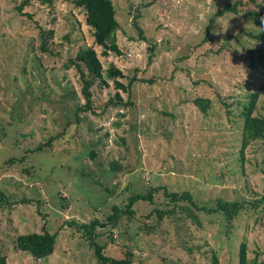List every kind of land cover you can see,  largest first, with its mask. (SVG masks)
<instances>
[{
	"label": "rangeland",
	"instance_id": "1",
	"mask_svg": "<svg viewBox=\"0 0 264 264\" xmlns=\"http://www.w3.org/2000/svg\"><path fill=\"white\" fill-rule=\"evenodd\" d=\"M22 1L0 0V188L12 206L0 208V254L7 264H99L84 231L66 222L102 223L130 191H190L207 204L264 197V141L241 148L242 108L253 93L254 114L264 115L263 17L242 14L257 5L264 10V0H110L121 54L99 59L104 70H120L122 84L136 82L130 96L117 91L125 107L80 112L78 119L74 109L85 102L79 75L64 64L80 46H92L85 13L71 0H29V19L16 10ZM236 1L247 10L216 18L205 41L213 14ZM32 20L54 30L51 53L39 50ZM104 77L107 83L92 90L96 112L116 92ZM195 96L211 100L207 116L192 104ZM54 136L52 146L30 151ZM153 201L163 204L164 193L154 192ZM151 207L139 201L137 222L97 227L106 256L128 247L135 264H210L217 251L219 264H238L245 240L248 264L255 257L264 264V200L242 211L229 240L218 236L216 223L158 225L143 218ZM43 228L57 235L51 255L34 259L16 249L18 235Z\"/></svg>",
	"mask_w": 264,
	"mask_h": 264
},
{
	"label": "trees",
	"instance_id": "2",
	"mask_svg": "<svg viewBox=\"0 0 264 264\" xmlns=\"http://www.w3.org/2000/svg\"><path fill=\"white\" fill-rule=\"evenodd\" d=\"M44 3L47 2L51 4V0H42ZM255 3L254 0H250ZM74 7L82 9L85 13V25L89 28L91 36L93 38L92 46L90 47H79V49L74 54L73 58H68L67 62L64 64V68L69 70L74 68L79 75V81L81 83V95L84 99V104L81 108L74 109L76 111V119L80 112H86L91 115H101L104 113L108 107H118L124 106L123 100L118 94V90H121L130 96L133 84L136 82L135 78H131L127 85L122 84L118 77H122L120 70H117L113 66H109L106 70L103 69L100 62L99 56L107 57L110 53L120 55L121 51L117 45L116 32L119 29V24L115 17V10L113 4L110 0H71ZM247 3L242 1H236L233 4H226L222 8L218 9L213 17L208 22L206 27V37L209 35V31L213 26L215 19L225 15L226 13L239 14V12L247 10L243 9ZM29 5V0H24L20 5L16 6V10L21 15L32 19L30 13L24 12V7ZM243 17H256L260 16L264 18V10L257 5L255 10L247 11L242 14ZM35 24L36 29H38L37 36L40 37L39 50L44 54L51 53L47 49V40L53 36V29H44L39 23L32 20ZM249 35V34H248ZM264 35V34H263ZM261 35L260 38L263 36ZM258 38V36H256ZM101 48L100 53H98L95 47ZM150 51L153 49L149 48ZM263 58L260 56V62ZM263 63V62H262ZM105 71V72H104ZM106 75L113 79V84L116 88L115 94L108 98V100L102 104V110L96 112L95 101L93 100V88L95 84L99 87L104 85ZM139 81V80H137ZM107 85V84H106ZM257 101V93L250 95L248 103L242 108V128H241V148L245 149L251 142L258 140L264 141V115L254 114ZM192 104L202 113V115L207 116L211 108V100L203 96H195L191 100ZM78 121V120H77ZM68 127V125H65ZM64 135V133H63ZM58 133L57 136H63ZM54 136L49 138L45 144L39 145L31 152L41 151L45 145L52 146V140L58 138ZM91 156L93 154L91 153ZM14 158L6 161V164L11 163ZM20 161L24 160L19 159ZM162 191L164 193V203L156 206L153 201V193ZM264 197L256 201H229L226 199L218 198L210 203L200 202L196 196H194L190 191L173 192L165 188L150 187L148 191H142L140 193H134L130 191L127 199L119 205H113L111 208V214L106 215L103 222H99L97 218L91 220L89 223L77 224L75 221L70 220L66 222L69 226H75L78 231L83 232V239L88 241L89 247L93 250V254L99 264H135L134 254L130 248H126L127 251H121L116 257L106 256L104 254L105 245L98 242L97 227L105 228L110 226L113 229H117L123 219L129 222H137L136 210L134 209V204L139 201H143L148 204L151 209L148 211L143 218L150 219L154 217L157 224L161 223L167 219L169 223L178 224L181 220L192 219L199 224L216 223L219 227L218 236L224 234V237L229 240L231 229L233 228L234 221L240 217L242 211L247 212L248 207L257 208L259 203H262ZM9 196L1 190L0 188V208H11ZM256 214H259L256 211ZM57 235L55 233H50L44 228L42 232L26 233L18 235L15 238L16 249L22 252H27L34 259H42L51 255L54 251ZM219 241V240H218ZM221 242V241H220ZM238 264H248V248L247 242L241 240L238 246ZM0 264H7L5 255L0 254ZM210 264H219V257L217 251H212ZM252 264H257L256 257L252 260Z\"/></svg>",
	"mask_w": 264,
	"mask_h": 264
},
{
	"label": "clouds",
	"instance_id": "3",
	"mask_svg": "<svg viewBox=\"0 0 264 264\" xmlns=\"http://www.w3.org/2000/svg\"><path fill=\"white\" fill-rule=\"evenodd\" d=\"M228 21H229V19L223 21L222 28L221 29H218V31L220 33H223L228 28V26H229L228 25ZM261 25H262V27L258 28V31L259 32L264 31V18H261Z\"/></svg>",
	"mask_w": 264,
	"mask_h": 264
}]
</instances>
